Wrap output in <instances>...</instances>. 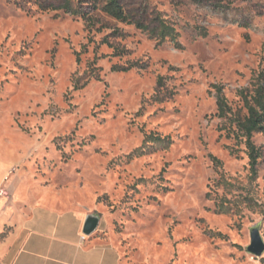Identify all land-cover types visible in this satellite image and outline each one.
Segmentation results:
<instances>
[{"label":"rangeland","instance_id":"374dc122","mask_svg":"<svg viewBox=\"0 0 264 264\" xmlns=\"http://www.w3.org/2000/svg\"><path fill=\"white\" fill-rule=\"evenodd\" d=\"M141 1L182 49L103 14L110 28L90 33L80 17L0 0V165L25 182L21 197L98 216L87 238L122 264H264L247 251L252 228L264 239V134L254 176L215 89L246 113L239 91L264 70V0ZM107 36L127 53L114 57ZM160 77L172 98H153Z\"/></svg>","mask_w":264,"mask_h":264},{"label":"crops","instance_id":"0c3cea01","mask_svg":"<svg viewBox=\"0 0 264 264\" xmlns=\"http://www.w3.org/2000/svg\"><path fill=\"white\" fill-rule=\"evenodd\" d=\"M24 185L0 165V264H122L113 246L83 240L87 215L39 201L30 189L21 197Z\"/></svg>","mask_w":264,"mask_h":264},{"label":"trees","instance_id":"16d2710c","mask_svg":"<svg viewBox=\"0 0 264 264\" xmlns=\"http://www.w3.org/2000/svg\"><path fill=\"white\" fill-rule=\"evenodd\" d=\"M23 9L32 11V7L37 8V12H63L74 17H80L85 20L86 28L89 32H102L108 29V21H96L98 14H103L116 22L135 26L137 29L151 35L152 38L159 41L160 44L171 40L178 49L182 45L178 43V33L161 13L152 10L149 5L141 0H12ZM117 38H124V33L120 29H115L113 34ZM104 43L109 44L114 50V57L124 56L127 51L120 46L114 45L105 37ZM79 56V54H77ZM79 61V58H77ZM137 67L130 65L127 67L114 66L113 72H129ZM163 88L166 89L164 77L158 79L157 88L153 98L157 101H163L166 98H172L173 91L163 94ZM217 90L218 115L221 118L228 119L236 127V135L242 138L248 152L250 170L254 176L257 175V166L262 157V151L254 143L256 134H264V70L255 72L252 76L250 85L239 91V96L244 103V114L242 111L234 112L228 99L224 96L223 90L215 86ZM146 142L159 144H170L169 138H162L157 134L146 136ZM141 149L138 151V153ZM142 152V151H141ZM216 165L221 166L218 159L213 158Z\"/></svg>","mask_w":264,"mask_h":264},{"label":"water","instance_id":"95a60500","mask_svg":"<svg viewBox=\"0 0 264 264\" xmlns=\"http://www.w3.org/2000/svg\"><path fill=\"white\" fill-rule=\"evenodd\" d=\"M100 221L98 216L88 215L85 220L83 234L86 237H91L98 230ZM250 237L251 244L247 248L248 253L257 258L262 257L264 254V239L261 235L260 226L251 229Z\"/></svg>","mask_w":264,"mask_h":264},{"label":"built area","instance_id":"2783aa9c","mask_svg":"<svg viewBox=\"0 0 264 264\" xmlns=\"http://www.w3.org/2000/svg\"><path fill=\"white\" fill-rule=\"evenodd\" d=\"M86 238H87V237H86V236H84V237H83V240H85Z\"/></svg>","mask_w":264,"mask_h":264}]
</instances>
